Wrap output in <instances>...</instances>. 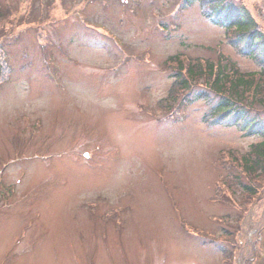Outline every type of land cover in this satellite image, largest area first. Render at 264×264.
Returning <instances> with one entry per match:
<instances>
[{
	"label": "rangeland",
	"instance_id": "rangeland-1",
	"mask_svg": "<svg viewBox=\"0 0 264 264\" xmlns=\"http://www.w3.org/2000/svg\"><path fill=\"white\" fill-rule=\"evenodd\" d=\"M187 1L0 0V264H264V109L215 124L171 60L259 69Z\"/></svg>",
	"mask_w": 264,
	"mask_h": 264
},
{
	"label": "trees",
	"instance_id": "trees-1",
	"mask_svg": "<svg viewBox=\"0 0 264 264\" xmlns=\"http://www.w3.org/2000/svg\"><path fill=\"white\" fill-rule=\"evenodd\" d=\"M187 2L192 3L193 0ZM207 8H210V13L204 14L205 17L215 26L233 34V48L240 56L252 59L259 70L242 73L235 63L222 55L214 61L203 62L178 57L171 60L179 70L173 75L174 86L188 92H192L197 85L205 86L220 98L211 113L215 124H223L234 116L236 126L241 122L245 125L249 122L246 121L251 115L250 110L264 109V35L247 11H236L234 6L223 0H211ZM255 121L245 125L246 130L251 132ZM253 134H258L261 142L252 145L249 153L241 155L240 160L242 171L248 176L264 172V132Z\"/></svg>",
	"mask_w": 264,
	"mask_h": 264
}]
</instances>
